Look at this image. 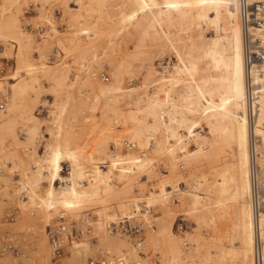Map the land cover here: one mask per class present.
<instances>
[{"label": "rangeland", "instance_id": "374dc122", "mask_svg": "<svg viewBox=\"0 0 264 264\" xmlns=\"http://www.w3.org/2000/svg\"><path fill=\"white\" fill-rule=\"evenodd\" d=\"M133 2L134 0H0V81L7 89L14 82L25 81L26 84L17 93L18 108L11 128L0 134V264H86L90 257H106L111 263L121 260L123 264H127V259L132 258L129 249L121 247L119 251L122 252L118 256L114 245L109 250L106 246L99 245V236L94 234L96 224L112 236H130L135 251L143 255V259L139 260L140 264H177L171 263V256H167L169 254L163 250L166 247L165 237L168 236L163 231L167 225H170L171 232L177 237L176 245L183 251L182 264H202L207 255L217 259L221 255L220 249H226L227 245L235 248L236 242L234 240V243H230L229 232L235 222L232 216L233 204H229L225 213L217 216L211 225H202L196 222V217L203 203L200 202L196 207V213L194 209L189 213L179 210L183 195L178 187L171 185V190L175 193L168 205L173 214L166 216L157 205L148 203L149 200L140 195L141 185L138 187L135 184H141L142 181L147 188H154L163 172L169 168V158L168 155H156L153 150L154 142L159 141V135H150L154 138L152 144L140 148L139 141L131 131L115 122L111 108L114 106L123 111L134 110V103L132 97L125 96L120 91L102 95L98 90L104 83L99 79L100 74H108V82L114 81L123 91H126L127 86L134 85L142 95L144 90L148 93L155 91V86L151 87L154 81L153 84L150 81L156 77L149 67L160 68L162 64L171 68L176 62L169 56L172 55L170 52L161 51L153 42L156 29L148 27V20L137 18L131 24L129 20L127 22L133 8L135 10ZM174 31L177 34L183 33L177 29ZM206 34L214 35V31L209 29ZM43 69L47 71L42 73ZM148 70L152 71L148 73ZM161 70L162 68L159 69ZM218 98L220 94L216 93V99ZM4 103L7 113L8 100ZM61 104H67L62 124L65 127L62 128L70 146L81 154L80 163L87 170H92L96 163L103 161H106L109 168L113 158L109 151L111 143L118 148L116 156L126 154L127 151L120 148L123 138L134 142L136 148L132 151L149 159L151 166H146L144 172L132 174L131 178L137 179L132 182L133 187L131 185L127 195L123 194L124 197L105 199L106 196H103L97 200L100 204L96 201L98 205L92 203L95 201H89L90 205L97 206L95 209L91 210L92 206L88 202L89 207L84 204L85 207L81 210L77 209L76 215L80 216L77 217L80 220L83 218V210H91L93 218L88 220V224L84 218L79 221L86 226L88 234L83 237L77 226L79 222L75 221L79 234L66 244L62 257L52 261L48 259L41 236L45 235L44 228L53 222L56 213L48 216L44 214L47 212H39L36 206H30L31 191L24 174L37 169L34 168L37 160L43 163L42 159L54 143L51 133L56 131L55 116ZM29 113L36 120H27L26 115ZM143 120L144 123L149 122L148 117ZM196 130L207 134L204 124ZM195 148L196 145L190 141L188 149ZM45 150L46 153H43ZM263 151L261 153L264 156ZM175 165L178 174L184 177L183 188H190L201 178V170L191 173L183 161ZM62 166V174L66 175L69 163L64 161ZM262 167L264 168V164ZM40 168L41 165L37 170ZM117 173L118 170L112 168L109 174L112 179L110 185L116 193L128 183L119 180ZM261 177L259 187L262 190L264 170ZM47 181L45 177L41 180L42 185L38 187L40 194L47 189ZM22 190H25L27 196L24 200L20 195ZM261 199L264 200V196ZM112 200H121L123 203L139 201L141 214L132 218L123 215L113 220L112 214L115 215L118 209ZM109 204L110 207L107 206ZM131 209H134L133 205ZM146 212L147 217L144 216ZM122 218L132 226L142 224L140 233L112 232L109 224ZM194 232L200 233L198 241L191 238ZM217 237L218 243H213L211 238ZM139 239L143 241L141 246H137ZM85 242L89 247L86 250L83 247ZM6 244H11L15 251H3ZM226 260L227 264H238L237 261L230 262L229 258Z\"/></svg>", "mask_w": 264, "mask_h": 264}, {"label": "bare ground", "instance_id": "6f19581e", "mask_svg": "<svg viewBox=\"0 0 264 264\" xmlns=\"http://www.w3.org/2000/svg\"><path fill=\"white\" fill-rule=\"evenodd\" d=\"M260 1L264 4V0ZM133 4L135 10L133 8L127 22L129 20L131 24L138 19L148 20L150 24L147 26L156 29L153 42L161 51L170 52L172 55L169 56L176 62L171 68L160 64L161 71L159 67H149L156 77L150 81L152 84L154 81V85L150 83L151 87L155 86L153 93L144 90L142 96L134 85L127 86L126 91H123L114 81L104 82L98 88L102 95L110 91H120L125 96L132 97L134 110L123 111L114 106L111 108L115 122L131 131L139 141L140 148L152 144L150 140L154 138L150 135H159V141L154 142L153 150L156 155H168L169 159H166L169 160V168L163 172L158 182L155 181L154 188H147L142 181L141 184L135 183L138 187L141 185L142 193L139 194L144 195L149 200L148 203L157 205L164 215L171 216L173 211L168 202L175 193L171 190L173 184L183 195L179 210L189 213L194 209L196 213V207L202 202L203 206L199 209L196 222L207 226L211 225L217 216H222L229 204H233L232 216L235 222L229 232L230 243H234V240L236 242L235 248L227 245L226 249H220L221 255H218L217 259L207 255L202 264H227L226 258H229L230 262L237 261L238 264H253V246L256 238L262 242L264 257V210L255 213L252 199L249 133L245 115L244 42L237 0H134ZM175 29L183 33L177 34ZM209 29L214 31V35L207 36ZM260 37L264 41V33ZM152 70H148V73ZM46 71L43 69L42 73ZM24 82H14L10 84V89H7L0 81V103L3 104L0 134L10 129L15 120L14 113L18 108L17 93L25 88ZM260 83L261 95L255 134L259 136L264 149V76ZM216 93L220 94V98L216 99ZM6 99L7 113L4 103ZM58 110L55 116L56 125L54 124L56 131L51 133L54 143L47 153L46 150L43 151L46 153L42 159L43 163L37 162L38 160L34 162V168L38 169L41 165L40 170L24 174L31 191L30 206H36L37 211H45L47 213L44 214L47 215L56 213L53 222L48 224L50 226L56 224V217L61 211L71 215L74 221L81 222L84 217L81 220L77 218L80 216L76 215V210H81L87 202L89 204V201H95L92 203L98 205L96 201L103 196H106L105 199H119L123 194L127 195L137 179H132V174L144 172L146 166H151L149 159L142 158L132 151L136 146L131 141L134 148L127 150L124 155L115 154L116 157L110 160L109 168H101L99 163H96L92 170H87L80 163L81 154L70 146L63 129L65 126H62L67 104L59 105ZM144 117H148L149 122L144 123ZM26 119L34 121L36 117L29 113ZM202 124L205 125L207 134L196 130ZM190 141L196 145L193 150L188 149ZM64 161L70 166L65 176L62 174ZM179 161H183L191 173L200 170L202 173L196 184L188 189L182 187L184 177L176 170L175 164ZM259 164H264L262 153ZM112 168L118 170L119 180L128 181L122 191L117 193L110 185L112 179L109 174ZM44 177L48 179V187L46 186L45 192L40 194L38 187L42 185L41 180ZM262 192L264 193V188ZM123 202L119 200L112 203L118 209L115 215L112 214L113 220L123 215L132 218L141 214L139 201ZM131 205L134 206L133 210ZM107 206L110 207L111 204ZM96 207L92 206L91 210ZM144 216H148L147 212ZM80 222L77 226L83 237H86L88 230ZM94 227V234L99 236V245L106 246L108 250L114 245L118 256L122 252L119 251L120 248L126 247L132 257L127 259V264H140L139 260L143 259V255L135 251L130 236H112L111 233L103 231L99 224ZM163 232L168 234L163 250L169 254L167 256H171L170 262L182 264L183 251L176 245L177 237L171 232L170 225H167ZM41 237L48 259L58 260L50 256V244L46 234ZM191 238L198 241L200 233H192ZM211 239L213 243L219 241L218 237ZM83 247L85 250L89 248L86 242ZM217 247L220 248L219 245ZM165 252L161 254L165 255ZM121 262L123 264V261Z\"/></svg>", "mask_w": 264, "mask_h": 264}, {"label": "built area", "instance_id": "2783aa9c", "mask_svg": "<svg viewBox=\"0 0 264 264\" xmlns=\"http://www.w3.org/2000/svg\"><path fill=\"white\" fill-rule=\"evenodd\" d=\"M240 22L243 30L244 42V75H245V108L246 120L249 133V156H250V180L252 186V199L255 213L264 210V200L261 199L264 193L260 189V180L264 168L259 164V158L263 147L258 135L255 134V126L259 113V98L261 95L260 80L264 76V41L260 35L264 33V4L261 1L237 0ZM38 29V27H37ZM168 62V61H167ZM99 79L102 82L109 80V75L101 73ZM3 112V105L0 103V114ZM153 141L152 139L150 140ZM120 148L124 151L134 148V144L127 138L120 141ZM110 155L115 157L118 148L113 143L110 144ZM101 168L107 165L106 161L99 163ZM64 173V172H63ZM66 173V172H65ZM65 176V175H63ZM21 199L27 198L25 191L20 192ZM91 210H84L83 217L88 224V220L93 217ZM75 221L64 211L56 217V224L46 225L44 232L50 244V256L52 259H59L65 253V246L72 242L79 231L76 229ZM143 225L132 226L128 220L122 218L118 222L110 223L109 228L114 233H140ZM143 241L138 240L137 246H141ZM15 249L11 244H6L3 251ZM86 264H122L121 261L111 263L106 257H90ZM253 264H264L262 242L259 238L255 239L253 246Z\"/></svg>", "mask_w": 264, "mask_h": 264}]
</instances>
